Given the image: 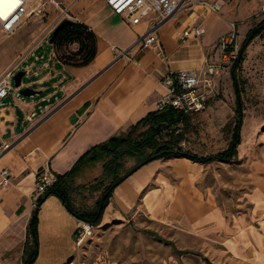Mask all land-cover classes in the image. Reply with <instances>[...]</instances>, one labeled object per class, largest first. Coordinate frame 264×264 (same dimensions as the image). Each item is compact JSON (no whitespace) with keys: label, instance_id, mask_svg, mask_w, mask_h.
Wrapping results in <instances>:
<instances>
[{"label":"crops","instance_id":"1","mask_svg":"<svg viewBox=\"0 0 264 264\" xmlns=\"http://www.w3.org/2000/svg\"><path fill=\"white\" fill-rule=\"evenodd\" d=\"M90 2L101 11L91 20L80 21L95 34L92 60L86 65L65 61L64 57L78 48L77 42L59 48L50 44L52 52L37 57L34 50L48 40L40 41L23 59L29 79L26 84L21 82V88L39 93L26 99L18 95L20 88L12 90L0 107V172L6 169L8 173L4 183L0 176V264H24L26 241L30 240L28 223L37 201L34 180L38 169H48L55 181L57 175L76 166L92 146L113 136L137 140L130 139V129L159 109L158 101L167 92L173 72L203 71L206 58L219 62L216 41L228 30V19L240 20V44L252 20L264 21V14L257 15L264 0H238L223 10L222 28L210 31L214 34L210 36L208 29L216 14L196 6L174 14L160 26L159 42L142 47L135 41L145 31L144 25H132L106 4ZM83 3L88 5L85 0ZM194 25L204 28L203 35L182 37V32ZM252 41L244 51L251 48ZM122 51L126 53L120 54ZM221 72L217 69L212 85L202 88L207 98L214 94ZM185 115L175 125L188 119L189 114ZM167 124L162 128L172 127L170 133L178 134L176 126ZM95 152L98 150L89 152L68 178V193L88 183L90 189L97 190L93 184L104 178L109 157ZM125 158L136 163L131 156ZM210 163L177 156L156 158L129 172L103 200L104 189L94 207L80 209L68 196L78 210H97V225L143 228L170 244L175 255L193 254L210 264H264V166L248 170L247 213L226 218L212 186L204 185ZM100 200L103 204L99 205ZM82 224L59 197L46 196L37 210L33 264H73L70 258L78 246L74 231Z\"/></svg>","mask_w":264,"mask_h":264},{"label":"rangeland","instance_id":"2","mask_svg":"<svg viewBox=\"0 0 264 264\" xmlns=\"http://www.w3.org/2000/svg\"><path fill=\"white\" fill-rule=\"evenodd\" d=\"M50 1H37L40 7L44 8L43 16L40 14L32 17L22 23L12 34L0 32V75L7 68L15 66L24 59L33 46L55 27L59 22L58 18L63 14L61 9L69 6L67 15L63 14L64 17L79 22L83 19L91 20L95 13L101 12L90 0H85L88 5L83 3L84 0H55L59 6ZM219 1L223 3L222 10L216 14V18H213L212 26L208 29L210 36L221 30L223 10L238 2V0ZM92 2L105 5L103 0H92ZM261 8L257 15L264 14ZM261 19L263 18L260 17ZM206 21L208 20L204 23ZM230 21L236 23V30L240 28V25H237L240 20L228 19V22ZM257 21L252 20L248 30L256 27L259 24ZM210 31L213 33L211 34ZM260 31V35L255 37L250 44L251 48L249 46L243 52L242 61L235 67L242 107L240 143L236 147V156L227 162L217 160L211 162L208 166V180L204 183L205 186H212V192L226 218L247 213L248 206L244 201V196L248 191V170L251 166H264V30ZM238 32L241 35L240 29ZM236 45L239 51L241 44L238 38ZM51 52L52 47L48 41H42V44L34 50L37 57L48 56ZM233 62L234 59L224 58L223 53L219 51L218 70L222 72L219 78L216 77L214 94L207 98L203 109L189 114L188 119L181 124L174 125L178 129V134L170 133L172 127L167 130L163 126L155 138L158 142L170 137L184 149L202 155L214 154L227 149L237 108L230 76ZM28 79L25 74L21 78L22 84H26ZM11 83L15 87L13 79ZM18 95L22 98H29ZM9 98L10 96L6 98V103ZM148 129V124L130 129V139L146 138L150 133ZM150 152L151 149H147V153ZM121 162H123L121 174L135 164L134 160L125 157L121 159ZM109 183L110 180L100 177L95 179L93 184L97 186L95 191L89 188V183L81 189L74 187L68 193L71 196L70 200L75 202L80 209L94 207V203ZM90 230V235L83 238L76 248L74 257L70 258L73 264H210L209 261H204L193 254L175 255L170 244L149 235L143 228H133L128 224H112L107 227L91 226ZM164 240L169 241L165 238Z\"/></svg>","mask_w":264,"mask_h":264},{"label":"built area","instance_id":"3","mask_svg":"<svg viewBox=\"0 0 264 264\" xmlns=\"http://www.w3.org/2000/svg\"><path fill=\"white\" fill-rule=\"evenodd\" d=\"M38 0H21L20 4L10 13L7 19H0V32L3 34L14 33L22 23L28 21L32 17L42 15L44 8L40 7ZM76 1V0H73ZM104 3L117 15L128 21L132 25H144L145 31L136 39L135 43L142 47H149L159 42L158 31L160 26L180 11L192 10L196 6H201L207 11L219 14L222 10V4L219 1L211 0H103ZM53 4L59 6L55 0H51ZM61 9V13L67 15V10ZM264 12V6L261 8ZM60 15L58 21L64 17ZM229 29L226 33L220 35L216 41V46L223 53L224 58L236 59L238 48L236 45L237 30L234 21L228 22ZM52 30L42 40H46ZM204 33L201 25H194L190 29L182 32V37L199 38ZM48 40V39H47ZM122 51L120 54H124ZM23 59L13 67L7 68L0 75V107L4 105L5 97L10 91L18 88L13 87L11 80L15 73L24 70L27 74L28 67L22 66ZM205 68L201 70H177L172 73L170 86L167 92L159 99V109L171 107L177 112L191 114L203 109L207 100L206 93L202 91L201 86L210 87L212 85V76L219 68V63H212L208 58L204 61ZM7 170L0 172L1 182H6ZM35 189L34 192L38 197L45 193L47 188L54 182L52 174L48 169L41 168L35 173ZM36 199V200H37ZM87 223V222H86ZM80 225L75 231L74 240L76 244H80L83 238L91 233V225L89 223Z\"/></svg>","mask_w":264,"mask_h":264},{"label":"trees","instance_id":"4","mask_svg":"<svg viewBox=\"0 0 264 264\" xmlns=\"http://www.w3.org/2000/svg\"><path fill=\"white\" fill-rule=\"evenodd\" d=\"M264 28V21L259 23L256 27L250 29L241 44V47L238 51V55L233 62L231 67V78L233 81V86L235 90L236 97V118L234 127L232 130L231 140L227 146V149L218 153L209 154L206 156L196 154L191 150L184 149L178 142L171 140H164L158 142L155 138L162 129V125L168 123L167 125H175L179 123L182 118L186 115L181 112H177L173 108L167 106L163 109L156 110L155 112L149 113L142 120H140L134 128L139 126H144L150 124L148 131L149 135L146 138L138 139L135 141H129L127 138H122L121 136H113L109 138L106 142L100 143L98 145L92 146L85 154H83L76 166L70 169L68 172L57 175L56 180L47 188L44 194L38 197L35 207L32 211L31 218L28 223L27 234L30 240L26 241V257L24 264H33L36 252H37V210L38 206L42 200L50 195L54 194L59 197L64 203L66 209L74 215L77 219L87 222L91 225H97L99 221V213L97 210L94 211H82L78 210L69 200L67 180L71 177L77 166L85 159L87 154L92 151L98 150L95 152L100 153V156H109L108 161L105 162L103 176L110 180V183L107 185L103 192V200L106 198L108 193L112 188L120 182L129 172L138 168L139 166L145 164L146 162L162 157H186L196 162L208 163L214 160L217 161H230L234 156H236L237 150L236 147L240 143V128H241V118H242V107L240 92L238 89L237 77L235 74V67L241 62L243 51L245 47L260 34V30ZM72 42L78 43V48L75 51H71L66 57L65 61L72 62L76 65H86L88 64L95 55V46L96 38L94 32L89 29V27L79 21H73L64 27H62L56 34L53 46L54 48H59L62 45H66ZM147 149H151L150 153H147ZM133 157L136 160L135 165L125 172L124 174L120 173L121 170V159L123 157ZM95 157V154H94ZM103 200L99 201V205L103 204Z\"/></svg>","mask_w":264,"mask_h":264},{"label":"water","instance_id":"5","mask_svg":"<svg viewBox=\"0 0 264 264\" xmlns=\"http://www.w3.org/2000/svg\"><path fill=\"white\" fill-rule=\"evenodd\" d=\"M73 22V20L71 19H68V18H63L61 19L56 25L55 27L52 29L51 33H50V36H49V39H48V43L49 44H53V41H54V38L57 34V32L62 28L64 27L65 25L69 24ZM24 75V71L22 70H19L15 73V75L13 76V83H14V86L17 87V88H20L19 89V94H21L22 96L24 97H29V96H32L34 94H37L39 93V91L37 90H34L32 88H29V87H22L21 88V78L22 76Z\"/></svg>","mask_w":264,"mask_h":264},{"label":"snow or ice","instance_id":"6","mask_svg":"<svg viewBox=\"0 0 264 264\" xmlns=\"http://www.w3.org/2000/svg\"><path fill=\"white\" fill-rule=\"evenodd\" d=\"M20 2L21 0H0V19H7Z\"/></svg>","mask_w":264,"mask_h":264}]
</instances>
